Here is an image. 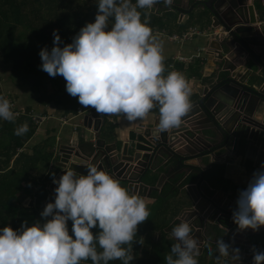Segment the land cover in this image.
Returning a JSON list of instances; mask_svg holds the SVG:
<instances>
[{"label": "clouds", "instance_id": "obj_1", "mask_svg": "<svg viewBox=\"0 0 264 264\" xmlns=\"http://www.w3.org/2000/svg\"><path fill=\"white\" fill-rule=\"evenodd\" d=\"M159 3L170 6L173 0H97L94 22L85 23L71 43L61 47L63 41L58 30H53V46L39 51V68L51 77L62 76L67 93L77 98L80 105L97 113L122 115L133 122L145 118L154 108L158 109V124L154 129L164 132V137L166 131L179 127L184 117L196 115L200 123L203 111H190L191 90L183 74L176 70L165 74L162 45L149 26V13L145 11L143 21L141 19V9L151 10ZM217 35L214 31V36ZM234 101L241 104L247 114L257 118L247 110L241 94L229 102L228 107H220L219 103L211 105L204 113L213 117L221 137L224 134L222 142L226 138L224 130L232 129L237 122L230 123L223 113L236 112L231 109ZM214 115L225 116L226 120L217 121ZM15 119L10 101L0 95V120L13 122ZM224 121L231 125L227 127ZM244 123L237 129L242 137L234 154L239 152L241 142L249 143V122ZM141 129L149 128L141 126L137 130ZM28 130L25 122L14 134L22 136ZM163 148L161 146L160 150ZM183 152L175 158L183 163V168L191 167L187 163L195 155ZM246 152L252 161L248 146ZM255 166L260 168L238 193L232 212V221L240 231H257L264 226V161ZM86 173L78 174L70 168L58 179L53 174L54 202L47 203L40 213L43 222L28 225L24 221L15 230L7 225L0 227V264H81L88 260L91 264H108L113 260L132 264L133 238L138 225L148 220L150 214L144 198L129 192L96 165H88ZM191 186L185 185V188L191 189ZM30 200L34 202V197ZM192 208L200 209L198 205ZM217 214L222 216V213ZM185 216V212L182 213L181 222L171 229L176 242L165 257L166 264H198L200 245L191 234L197 233V225L192 227V219L183 221ZM69 220L72 235L69 234ZM93 228L99 229L95 235L91 231ZM251 236L254 235L246 230L237 240L242 246L243 239L249 241ZM216 246L219 256L240 261L239 248L230 247L221 238ZM208 255L212 256L213 252L209 250ZM247 264H264V251L253 250V257L247 256Z\"/></svg>", "mask_w": 264, "mask_h": 264}, {"label": "crops", "instance_id": "obj_2", "mask_svg": "<svg viewBox=\"0 0 264 264\" xmlns=\"http://www.w3.org/2000/svg\"><path fill=\"white\" fill-rule=\"evenodd\" d=\"M242 1L245 0H232L233 4L241 3ZM246 1L248 4L252 3V0ZM133 2H135V0H133ZM253 4L256 9L261 2H259V0H253ZM140 11L142 12V21L144 19L143 13L145 11L149 13V26L152 29L153 35L157 38V41L162 45V54L164 56V65L166 69L165 74H167V71L176 70L182 73L187 80L191 90L189 97L191 102L190 111L197 112L202 110L204 112V110L210 108L211 105L213 106L215 103L220 104V101H215L211 105H204L208 99L206 90L223 79H234L236 81L242 79L245 82V87L251 91H255L256 89L264 86V66L261 65L256 68L253 65L256 62L253 60L252 56H250L261 49L256 42L258 44L264 43L261 25H257V23L254 25L253 23L249 24L250 27L243 34V38L238 37V41L247 49L248 53H246L244 49L238 47V50L234 55H231L230 57L228 55L223 56V58H227L229 62H233L231 58L237 61L235 71L230 72L222 63L219 55V47L220 42L223 39L231 37L227 34V32H223L224 28L222 26H217V23L212 20V14H210L209 10L200 4L198 0H173V3L170 6L159 3L151 10L141 9ZM258 20L259 22H262L264 20V15L259 17ZM193 29L199 33H195L188 40L182 42L170 40L172 36H177L178 39L181 35ZM214 31H216L219 35L214 36ZM232 50H234V48H232L231 51ZM240 64H246L247 67L245 66V69H239ZM0 72H3L2 69H0ZM47 77L50 78L48 81L53 83L52 86L48 87L49 95L57 92L58 85H56V83L59 84L60 82L65 81L60 75L55 77L48 75ZM10 80L11 77L9 75V80L4 82H9ZM0 90L1 92L4 91L1 84ZM6 90L10 91L9 93H11L14 99L18 101V105L21 106L20 108L22 110H27V108L30 107V111L44 116H53V118L74 117L72 122L78 124V126L81 121L80 119L85 114H88L89 112H96L90 107L85 108L80 105L78 101L75 110L68 111V104L75 100V97L68 95H66V98L64 99L66 100L65 103L50 101L48 104L39 105L36 103L38 94L32 92L30 88L27 90L22 88V86H19L13 88L12 90L6 88ZM226 91H229V93L224 92L221 97L225 96V100L228 102H231L237 95H239V93L233 90V87L228 88ZM29 94H31L32 98ZM27 97H29L28 101H26ZM244 105H246L247 110L250 113H253L255 117L260 118L264 116V110L257 111L254 107L255 104L252 105L244 100ZM79 109L83 110L82 115L78 114ZM77 114L79 116H77ZM99 114L103 119V125L101 124L102 127L100 126L102 132L100 133V137L104 138L107 144L115 145L117 151L120 152L123 150L128 140L132 137L130 134L131 130H137L141 126L156 127L159 118L158 109L155 108L151 110L145 118L133 122L128 121L122 115H117L115 120L108 119L106 122L105 114ZM222 117L226 120L225 116ZM108 122L111 123V126H109ZM197 124L201 135L207 140V142H205L202 146L204 149L198 148L189 154V156L195 155V157L191 158L192 161L187 163L192 168H181L177 161L169 155L170 151L169 149H166L168 146L167 142H169V140L164 137L167 144L163 149H161L156 164H154V169L146 167L143 173L139 176L141 182L146 185L147 188H153L150 195L147 190H145L142 192L143 195H141V197L144 198L147 206H152L154 200L156 199V197L152 196L155 193L158 194V192L162 193L163 189L166 187L172 188L171 192L176 190V194L185 192L182 198H179V204L175 210L171 212L172 214L170 217L172 220H175L170 225L169 229L167 228L163 238L167 240V242L169 240L175 241V238L171 234V229L176 224L181 222L179 216L187 209H193L192 207H196L197 205L200 209L205 207L204 211H207L208 213L207 215H204L203 213V224L197 225V233H191L198 239V242L201 240L205 241L203 249L199 251L197 259H202V262L210 264L214 255L219 256L216 241L221 238L225 243L229 244L230 247L240 249V261L233 260L230 257L224 258L219 256L220 258H224V260L218 262L217 264H247V256L242 251L240 241L237 240L241 233H236L231 239H229V237H222V233L225 231L224 225L221 222L222 219L218 222L214 221L217 213H215L213 207L211 208L213 203H207V198L204 194L207 193L213 198L217 197L220 199L221 205L223 204V206H226L234 211L236 208L238 193L246 188L252 174L260 167L253 165V162L250 161L248 153L246 152L248 146L246 142H243L237 154H229L230 157L223 160L222 155L224 154V151L220 149V143L222 142L220 130H216L210 122L206 121L203 113L202 120H200V123L197 122ZM225 125L229 127L231 124L225 123ZM103 127H108V130L103 131ZM79 130L80 128L78 131ZM73 133L74 130L72 126H61L51 120L38 125L33 136L26 143L25 151L32 150V152H35L39 149L43 150V144L48 140L54 145L52 148L53 158L47 160L48 165L45 170H43V166L41 165L43 163L41 158L23 162L18 165L17 169L19 171L24 169L28 170V175L31 173V178L35 175H37L38 179L40 175H42L43 179L49 177L47 181H43L46 193V189L50 183L51 174L55 168L54 164L58 160V146L60 143L68 144L70 139H72L71 136ZM197 146L200 147V145ZM114 152L115 151L112 153ZM183 153L185 154V152ZM28 157L34 158L35 156L28 155ZM12 160L13 158L10 160L8 167L12 166ZM37 168L40 169L38 173H36L37 171L35 170ZM197 170L199 171V174L196 173ZM28 181L31 182L32 179H29ZM35 182L40 186V181L35 179ZM120 183H124L127 188L128 185L125 182ZM190 184H197L198 187L203 189V192L200 191V197H196L190 188H185V185L187 186ZM22 186L25 185L22 184ZM154 188H156V190H154ZM30 189L34 195L38 191V187L35 186L30 187ZM45 200L46 199H44V201ZM197 200L198 203L195 205ZM19 202L22 206L23 203H26V206L24 207H31L34 205V202L30 200V196L27 195H22V198H19ZM29 202H31V206H29ZM220 217L222 216H219L216 219H219ZM183 221L189 222L186 216L183 218ZM161 230L162 229L152 230L148 233V235L154 237V241H159L162 235ZM143 235L145 236V233ZM263 239L264 234H261L251 236L249 241L262 242ZM209 250L213 252L212 256L208 255ZM149 251H151V249L146 245V240L144 239L140 241L137 246L135 245L133 249L134 253L137 252L138 257H141L144 252L149 254ZM250 261L252 260L249 259V262ZM211 264H213L212 261Z\"/></svg>", "mask_w": 264, "mask_h": 264}, {"label": "trees", "instance_id": "obj_3", "mask_svg": "<svg viewBox=\"0 0 264 264\" xmlns=\"http://www.w3.org/2000/svg\"><path fill=\"white\" fill-rule=\"evenodd\" d=\"M96 3L97 0H0V69L9 68L11 80L28 86L32 92L38 94L36 103L39 105L48 104L50 101L65 103L66 95L70 96L65 91V81L56 83L58 85L57 92L49 95L48 87L53 83L48 81V79L50 80L47 77L48 74L39 68L40 49L45 46L48 48L53 46L52 33L54 29L58 30L63 41L61 47L71 43L74 35L85 23L94 22L97 12ZM0 95L16 102L11 93L7 91L1 92L0 90ZM77 101L75 98L68 104L67 110L74 111ZM21 112L30 115L33 111H30L29 107L27 110L21 109ZM25 122L29 126L28 132L22 136L15 135L14 130ZM37 127L30 117L25 115H21L13 122L0 120V227L7 225L15 230L24 221H27L28 225L36 221L43 222L40 216L45 199L43 181H47L49 177L43 179L40 175L38 179L35 175L31 178V173L28 175V170L19 171L17 169L18 165L23 162L41 158L43 161L41 165L45 170L48 165L47 160L53 158L52 148L54 145L48 140L43 144V150L25 151L26 143L33 136ZM28 155L35 157L31 158ZM12 158V166L8 167ZM180 167H184L182 162ZM35 170L38 173L40 169ZM29 179L32 181L29 182ZM35 179L41 182L40 186L35 182ZM32 186L38 187L35 195L30 189ZM158 194L155 193L152 197H157ZM22 195L34 197V205L31 207L22 206L21 201L19 202ZM67 224L69 234L72 235L71 221L69 220ZM141 229L142 234L146 233L144 227ZM91 231L95 235L99 229L93 228ZM165 232L161 230L162 235L159 241H154V238L147 234L148 239L145 240L151 251L149 254L144 252L141 257H138L137 252L132 251L134 256L132 264H166L165 257L170 254L171 246L175 242L173 240L167 242L163 238ZM142 240L138 234L135 235L133 249ZM81 264H91V261H81ZM108 264H122V261L113 260ZM198 264L207 263L198 259Z\"/></svg>", "mask_w": 264, "mask_h": 264}, {"label": "water", "instance_id": "obj_4", "mask_svg": "<svg viewBox=\"0 0 264 264\" xmlns=\"http://www.w3.org/2000/svg\"><path fill=\"white\" fill-rule=\"evenodd\" d=\"M198 2L209 10L210 14L213 16L212 20L217 23V26H222L224 28L223 32H227V34L231 37H227L220 42L219 55L225 68L230 72L235 71L237 61L231 58L233 62H229L228 59L223 58V56L228 55L230 57L231 55H234L238 50V47L244 49V51L248 53L247 49L238 41V37L243 38V34L250 27L249 24L253 23L254 25L255 23H258L259 17L264 15V0H259L261 4L258 5L256 9L254 8L253 0L251 4H248L246 0L237 4H233L232 0H198ZM256 44L261 49L250 56H252L253 60L256 62L253 65L258 68V66H264V43L258 44L256 42ZM232 48H234V50L231 51ZM245 66L246 64H240L239 69H245L247 67ZM244 83L245 82L242 79L238 81L234 79L221 80L206 90L208 99L204 105H211L215 101H220V107L230 106V103L225 100V96L221 97V95L224 92L229 93V91L226 90L233 87V90L241 94L246 102H249L252 105L255 104L254 107L257 111H263L264 95L247 89ZM223 113L227 115V118L229 117V122L232 124L238 119V113L236 112L227 110ZM203 115L206 121L210 122L215 129L218 128L213 117L204 112ZM80 120V124L77 127V130L72 134L70 142H68V144L60 143L58 146L59 156L57 162L54 164L55 168L51 174L50 183L46 189V200L44 202V206L49 202H54V188L56 185L52 182L53 174L55 175V178L58 179L64 171L71 168L78 174L86 175V167L88 165H96L98 169L106 171L114 178L113 174L117 172V170L124 163H126L125 165H131L142 161L144 162L143 165L146 167H149L154 163L156 164L158 155L161 151V143L164 142V132H160L158 129L131 130L130 134L132 137L128 140L123 150L120 152L117 151L115 145L107 144L106 140L100 137V133H102L101 127L103 125V119L99 113L89 112ZM79 128L80 130L78 131ZM81 130L83 133L87 131L90 135L87 136L80 134ZM223 136L224 134L222 137ZM113 151L115 152L112 153ZM181 159L182 155L180 156V160ZM180 165L181 163H179V166ZM196 173L199 174V171L197 170ZM114 179L119 182H123L117 178ZM191 185V190L194 192L196 197H200V191L203 192V189L198 187L197 184ZM127 189L129 192L138 193L141 196L142 192L145 190H147L150 195L153 188L149 189L146 185L141 183L137 188L128 185ZM154 190H156V188H154ZM204 195L207 198V203H213L211 208H214L215 213H222L223 218L221 222L225 229L222 233L223 238L229 237V239H231L236 233L246 232V229L243 231L237 229V226L233 223L231 218L233 211L226 206L221 205L220 199L217 197L213 198L207 193ZM25 204L26 203H23V206H26ZM29 206H31V202H29ZM204 210L205 207L197 210L187 209L185 211V215L188 219H192V224H194V226L203 224V213L204 215H207L208 213Z\"/></svg>", "mask_w": 264, "mask_h": 264}, {"label": "built area", "instance_id": "obj_5", "mask_svg": "<svg viewBox=\"0 0 264 264\" xmlns=\"http://www.w3.org/2000/svg\"><path fill=\"white\" fill-rule=\"evenodd\" d=\"M257 25L263 26V36H264V20L262 22H258ZM195 33H199L197 31L190 30L183 35H181L176 42H182L185 40L190 39ZM257 93L264 94V86L255 90ZM10 103L12 105V110L15 113V108L18 107L16 102L10 98ZM19 108V107H18ZM231 109L236 111V113L239 114V118L237 122L234 124L233 128L230 130H226V138L223 142L220 144V149L224 151V154L222 155L223 160L228 159L230 156L229 154H232L235 152L236 146L241 139L242 135L240 133H237V129L240 125H244V122H249L248 124V132L247 138L248 140V149L249 154L254 162L255 165L260 166L261 163L264 161V119H258L254 118L252 115L247 114L241 104L239 105L238 102L234 101L231 105ZM19 111L21 112V109L19 108ZM81 109L78 110V114L82 115ZM212 113L214 111L212 110ZM77 114V116H79ZM31 115V114H30ZM217 121L223 120V117H220L218 115H214ZM31 121L35 125H41L47 121L46 119H51L52 117L39 115L29 116ZM74 117L68 118V117H62L59 118V122L61 126L70 125L73 127V130L76 131L78 124H75L72 122ZM198 119L196 118V115H192L191 117H184L182 118V123L179 127L169 129L166 131L165 138L169 140L168 146L166 149H169L170 153L173 154L175 152L176 154H179L180 152H186L191 153L193 150H196L198 148L204 149L202 146L207 142L205 138L200 133V129L198 128ZM166 142L161 143V146L165 147L167 144ZM197 145H200L197 146ZM197 146V147H195ZM195 147V148H194ZM146 163V162H145ZM124 163L118 170L113 174L114 178H117L123 182H125L127 185H131L132 187H139L141 182L140 179V171L144 170L146 166H144V162L139 163H133L125 165ZM150 169H154V164L150 165ZM198 200L195 202V205H197ZM218 215V216H217ZM216 218L221 216L220 214H217ZM214 218V221H219V219ZM197 229V228H196ZM249 235H261L264 234V226L260 227L257 231H253L251 229H246ZM246 236V235H245ZM245 242H242V251L247 256L253 257V250L256 251H264V239L262 242H250L248 239H243ZM205 241L201 240L199 242L200 250L203 249Z\"/></svg>", "mask_w": 264, "mask_h": 264}, {"label": "rangeland", "instance_id": "obj_6", "mask_svg": "<svg viewBox=\"0 0 264 264\" xmlns=\"http://www.w3.org/2000/svg\"><path fill=\"white\" fill-rule=\"evenodd\" d=\"M2 71L3 72H0L1 76H2L1 80H0V84H1V87L4 91H8V90H6V88H9L12 90L13 88H16L19 86H22V88L29 90L28 86L19 84V83H17V81L15 82L13 80H10L9 82H4V81L9 80V68H4ZM8 92H10V91H8ZM29 95L32 98L31 94H29ZM28 100H29V97H27L26 101H28ZM16 103L18 104L17 100H16ZM18 107L20 108L21 106L18 105ZM18 107L15 108L16 119L20 118L21 115H25L27 117H29L31 115H34V116L40 115V114H36L34 112H32L31 115L25 114L23 112H20ZM116 117H117V115H115V114H105V121L107 122L108 119L115 120ZM50 120L54 121L60 125L59 118H55V117L53 118V116H52V118ZM50 120L46 119L45 121H50ZM108 124H109V126H111V123L108 122ZM102 130L107 131L108 127H103ZM80 132H81L80 134H84L87 136L90 135L87 131H85L83 133L81 130ZM242 144H243V142H241V146H242ZM143 171L144 170L140 171V175L143 173ZM121 185L125 187L124 184L121 183ZM171 191H172V188H170V187L164 188L162 193L160 192L161 194L158 192L159 194L157 195L156 199L154 200L153 205L147 206L148 211L150 213L149 217H148L149 221L146 220L143 223L139 224L137 227V234L140 236V238H142L144 240H145V238L148 239L147 234L152 230L162 229L163 232H165L167 230V228H169L170 225L174 222L175 219L172 220L170 217V215L172 214L171 212L175 210V208L179 204V198H182V196L185 194V192H180V193L176 194L177 193L176 190H173V192H171ZM142 227L145 228V232L147 233V234L145 233L146 236H144L142 234V231H141ZM149 238H150V236H149ZM152 238H154V237H152ZM173 242H176V240L175 241L173 240ZM146 245L148 246L147 243H146ZM217 257L218 256L214 255V257L211 259L213 264H217L218 262H221L225 258V257L224 258L219 257L217 259ZM211 261H210V264H211Z\"/></svg>", "mask_w": 264, "mask_h": 264}, {"label": "flooded vegetation", "instance_id": "obj_7", "mask_svg": "<svg viewBox=\"0 0 264 264\" xmlns=\"http://www.w3.org/2000/svg\"><path fill=\"white\" fill-rule=\"evenodd\" d=\"M147 128H149V129H154L155 128V126L154 127H147ZM173 156V159H175L176 161H177V163L179 164V161H178V159H176L175 157H178L179 158V156L175 153V152H173V154H172ZM183 168V167H182ZM187 217V216H186ZM187 219H188V217H187ZM192 227H194V224H193V226Z\"/></svg>", "mask_w": 264, "mask_h": 264}, {"label": "bare ground", "instance_id": "obj_8", "mask_svg": "<svg viewBox=\"0 0 264 264\" xmlns=\"http://www.w3.org/2000/svg\"><path fill=\"white\" fill-rule=\"evenodd\" d=\"M170 40H171V41H177L178 39H177V36H172V37L170 38Z\"/></svg>", "mask_w": 264, "mask_h": 264}]
</instances>
